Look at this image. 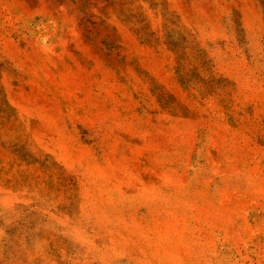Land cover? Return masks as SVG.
Here are the masks:
<instances>
[{
    "label": "rangeland",
    "instance_id": "rangeland-1",
    "mask_svg": "<svg viewBox=\"0 0 264 264\" xmlns=\"http://www.w3.org/2000/svg\"><path fill=\"white\" fill-rule=\"evenodd\" d=\"M0 264H264V0H0Z\"/></svg>",
    "mask_w": 264,
    "mask_h": 264
}]
</instances>
